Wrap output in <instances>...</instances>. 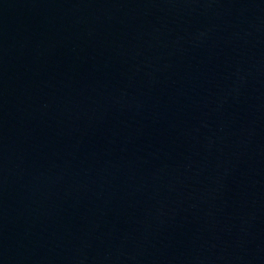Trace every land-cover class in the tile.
<instances>
[{"label": "water", "instance_id": "water-1", "mask_svg": "<svg viewBox=\"0 0 264 264\" xmlns=\"http://www.w3.org/2000/svg\"><path fill=\"white\" fill-rule=\"evenodd\" d=\"M0 264H264V0H0Z\"/></svg>", "mask_w": 264, "mask_h": 264}]
</instances>
